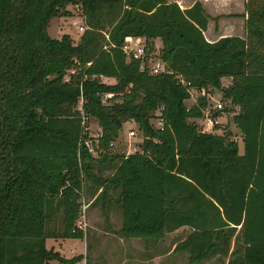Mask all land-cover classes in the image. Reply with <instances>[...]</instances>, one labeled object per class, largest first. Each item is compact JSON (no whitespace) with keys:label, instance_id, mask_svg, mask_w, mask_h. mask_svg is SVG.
<instances>
[{"label":"trees","instance_id":"trees-1","mask_svg":"<svg viewBox=\"0 0 264 264\" xmlns=\"http://www.w3.org/2000/svg\"><path fill=\"white\" fill-rule=\"evenodd\" d=\"M67 5L81 10L76 44L47 33L51 18L70 15ZM226 16L243 18V35L209 41L212 17L200 0L188 8L168 0H0V264L85 257L45 245L47 237L83 238L76 223L85 191L118 208L125 239L156 241L188 227L174 249L198 264L227 254L239 235L230 264H264V0H243L242 13ZM128 36L144 38L147 53L159 38L166 71L153 74L147 60L128 57ZM190 88L219 90L238 108L232 122L242 153L230 131L199 129L194 120L207 100L187 106ZM105 93L112 102L102 101ZM92 120L100 126L96 156L84 143ZM129 121L142 135L138 151L111 154ZM101 167L112 173L99 174ZM56 212L60 231L47 228Z\"/></svg>","mask_w":264,"mask_h":264},{"label":"rangeland","instance_id":"rangeland-1","mask_svg":"<svg viewBox=\"0 0 264 264\" xmlns=\"http://www.w3.org/2000/svg\"><path fill=\"white\" fill-rule=\"evenodd\" d=\"M214 0H208L212 2V7H209V15L212 17L209 20L208 25L213 28L215 24L222 17L226 15L239 14V9H243V0H220L219 2H213ZM215 3V4H214ZM66 10L70 15H61L50 19L47 33L52 38H61L62 35L68 34L73 43H78L83 31L79 26H83V19L81 10L74 5H67ZM208 12V11H207ZM227 13V14H226ZM62 14V12H61ZM217 18V19H214ZM242 32L244 31L243 25H241ZM206 33L209 36V32ZM160 41H154V50L150 53L152 61H156L154 56L157 55ZM143 42L140 41L138 45ZM107 83H114L112 79H104ZM230 80L224 79L221 81L223 86L230 84ZM213 99L207 101L208 107L204 109L203 117L195 119V123L199 126V129L205 132H212L215 134H224L225 131H230L231 138L237 141L239 153L243 152V141L240 130L232 122V116L238 111V108L228 104L225 99L222 98L221 92L216 89H207ZM196 97V96H195ZM222 100L226 110H220L219 116L212 122V126L209 123L213 113L216 110L213 108L216 100ZM192 100V99H191ZM187 100L186 105L194 104L193 100ZM197 103V101H196ZM210 105H209V104ZM191 104V105H192ZM210 112H207V109ZM153 126H158L156 117L151 119ZM215 124L217 126H215ZM88 130L90 136L94 138L100 134V126L96 121H90L88 124ZM130 130L134 131V135L130 136L128 133ZM142 141V135L138 131V125L134 121H129L123 125L119 132L118 138L115 140L114 146L111 147V154H131L138 151V146ZM93 155L96 156V153ZM102 171L98 170V173L107 177L112 173V170H108L101 167ZM87 185V183H86ZM87 187V186H86ZM84 201L89 203L88 208L78 218V223H81L82 231L84 233L83 238H66L64 240H58L54 242L57 250L61 253V256L72 257L79 254H83L86 258L87 264H189L187 252H176L175 246L178 242L183 240L190 229L183 227L176 232H172L166 235L162 240L147 241L146 245L142 239L128 238L125 239L120 236L119 229L121 227V215L118 208L115 205H109L101 202H93L94 198L88 191L83 193ZM62 213L56 212L49 219L47 228L49 230L60 231L63 228L62 225ZM241 239L239 235L234 237L230 243L227 254L217 253L211 257L204 259L198 264H230L231 252L240 245ZM51 241H49V244ZM48 264H61L57 260H53Z\"/></svg>","mask_w":264,"mask_h":264},{"label":"built area","instance_id":"built-area-1","mask_svg":"<svg viewBox=\"0 0 264 264\" xmlns=\"http://www.w3.org/2000/svg\"><path fill=\"white\" fill-rule=\"evenodd\" d=\"M79 28H80V30L84 31V26H79ZM140 41H142L143 43L141 45H138L140 43ZM146 45H147V43H146V40L144 38L128 36L124 40V44H123L122 49H123V51L125 52V54L128 57H133L135 59H139L142 62V64H144L145 60H147V62L149 63V68H150V72L151 73L158 74V73L165 72L166 71L165 66H164V64L162 63V61L158 57V53L159 52L157 53L156 56H154V59H156V61L153 62L152 58H151L152 55L150 53L146 52V50H147V46ZM177 79L182 84H184L186 86H188L190 84L189 82L184 81L181 77H178ZM189 94H190V98L189 99H192L194 101L193 102L194 104H196V101H197L199 96H204L208 102H209L210 99H213L211 97V95L208 92L204 91V90H201V92H198L194 88H190L189 89ZM112 97H113L112 93H105L103 95V97H102V101L104 103H110V102H112V101H110L112 99ZM226 101H227L228 104H231L229 100H226ZM80 104H81V102H80ZM206 107H208V105H206ZM78 108L81 110V106H79ZM213 108L216 111H220V110L222 111V110L226 109L225 105L222 103V100H220V99L215 101V104H214ZM210 109L208 108L207 112H210ZM82 117H83L82 119H83V124H84L85 123V118H84V116H82ZM213 121L214 120L211 117V119H209V123H210L211 126H212V122ZM157 123H158V126H156V127H161L162 126V122H161V120L159 118H157ZM87 130H88V128H87ZM128 134L130 136H133L134 135V131L130 130ZM99 135L100 134L96 135V137L94 138L93 136H90V134H89V138H91V139L86 140L84 142L85 146L87 147L89 153L92 156H95L93 154L96 153V149H95V147L93 146L92 143H93V140H96ZM114 144H115V141H112V142H110L109 146L112 147V146H114ZM88 205L89 204L86 203L84 201V199L81 201L80 216L82 214H84V212L88 208ZM76 226L78 227V229L83 230L80 222L79 223L77 222ZM75 264H87L86 263V258L83 257L80 261H78Z\"/></svg>","mask_w":264,"mask_h":264},{"label":"crops","instance_id":"crops-1","mask_svg":"<svg viewBox=\"0 0 264 264\" xmlns=\"http://www.w3.org/2000/svg\"><path fill=\"white\" fill-rule=\"evenodd\" d=\"M168 1H176L181 8H188L190 7L195 0H168ZM203 7L206 9V11H208V13H210L209 11V7H212L211 3L212 2H207L208 0H200ZM218 2L220 0H217ZM216 0H214L213 2H217ZM222 1V0H221ZM215 4V3H214ZM243 9L240 8L239 9V13H242ZM227 14V13H226ZM218 24L215 25L213 28L210 27V24L208 25V29L207 31L204 33L205 37L209 40V41H214L216 39H218L221 36L224 35H243L242 29H241V25H243V18L242 17H222L220 18L219 21H217ZM211 29V31L209 32V36L206 35V33ZM160 41L159 42V46L161 47V40L159 38L154 39V41ZM224 79L226 80H230V78L228 77H224L221 79V81H223ZM112 80V79H111ZM187 100H191V99H187ZM192 101V100H191ZM192 104V103H191ZM190 104V105H191ZM193 105V104H192ZM126 124V123H125ZM48 224V223H47ZM183 227L179 228L182 229ZM179 229L173 231L176 232ZM172 233V232H170ZM170 233H166V235L170 234ZM164 236V237H165ZM163 237V238H164ZM163 238L159 239L162 240ZM132 239V238H131ZM58 240H64L62 238H55V237H47L45 240V245L47 249L52 248L54 251L59 252V250H57L56 245L54 244V242H59ZM49 241H51V243L49 244ZM145 245L147 243V241L143 240ZM60 253V252H59ZM61 254V253H60ZM64 257V256H63ZM73 257V256H72ZM64 258H71V257H64ZM53 260H50L48 262H46L45 264L51 263ZM62 264V263H61Z\"/></svg>","mask_w":264,"mask_h":264}]
</instances>
